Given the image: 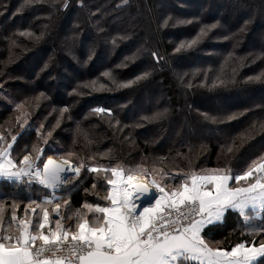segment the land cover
<instances>
[{
	"label": "trees",
	"instance_id": "obj_1",
	"mask_svg": "<svg viewBox=\"0 0 264 264\" xmlns=\"http://www.w3.org/2000/svg\"><path fill=\"white\" fill-rule=\"evenodd\" d=\"M261 73L264 0H0V134L17 136V161L35 156V145L43 148L42 161L72 152L75 164H85L57 191L65 214L85 202L108 205L111 173L89 166H142L170 191L193 172L235 175L260 162ZM59 79L68 85L52 86ZM160 169L168 173L164 180ZM45 195L51 190L26 179L1 180L0 231L14 232L13 210L25 218L29 201ZM64 223L74 225L75 217ZM250 225L228 210L205 233L212 246L228 250L264 241L252 230L264 226V216L252 215Z\"/></svg>",
	"mask_w": 264,
	"mask_h": 264
},
{
	"label": "snow or ice",
	"instance_id": "obj_2",
	"mask_svg": "<svg viewBox=\"0 0 264 264\" xmlns=\"http://www.w3.org/2000/svg\"><path fill=\"white\" fill-rule=\"evenodd\" d=\"M214 27L215 24L201 27L200 34L206 35V30ZM153 55L159 59L156 53ZM22 107L23 104L17 105ZM95 111L111 113L102 108ZM47 134L50 136L51 131ZM16 140V135L8 141L0 134V178L17 182L27 177L29 183L42 185L52 195H45L41 201H29L25 218L18 219L13 210L11 220L15 222V231H0V264H264V241L259 244L240 241L228 250L212 247L213 241L205 233L206 227L222 221L228 210L236 212L249 227L252 215L264 216V158L235 175L230 169L193 172L170 191L155 178L139 182L138 177L153 174L142 166L127 170L89 166L90 172L111 173L110 177L105 176L111 185L104 197L109 203L101 206L85 202L81 208L74 211L69 208L65 214L61 212L62 204L57 202L62 198L56 192L79 177L85 164L74 165L70 159L72 152L59 159L48 156L41 161L43 148L35 145L34 157L29 153L17 161L12 157ZM157 174L161 179L168 175L163 169ZM52 204L55 218L48 208ZM68 204V200H63L64 206ZM2 211L0 205V225ZM33 214L35 221L31 218ZM73 217L74 225L64 223ZM252 230L264 233V226Z\"/></svg>",
	"mask_w": 264,
	"mask_h": 264
},
{
	"label": "rangeland",
	"instance_id": "obj_3",
	"mask_svg": "<svg viewBox=\"0 0 264 264\" xmlns=\"http://www.w3.org/2000/svg\"><path fill=\"white\" fill-rule=\"evenodd\" d=\"M54 84L52 85V86H54V87H57V88H59V87H62V85H68V83H69V80H63V79H59V82H57V80H56V82H53ZM98 108H102V109H104L103 107H98ZM105 110H108V109H105ZM100 113H108L107 111H104V112H100ZM109 114V113H108ZM164 133V132H163ZM25 155H27V154H25ZM33 157H34V155H32ZM51 156H53V155H51ZM41 157H42V155H41ZM53 157H56V156H53ZM23 158V157H22ZM21 158V159H22ZM56 158H58L59 159V157H56ZM42 161V160H41ZM73 162V161H72ZM261 162V161H260ZM260 162H258L257 164H259ZM38 163H39V161H38ZM73 164L75 165V163L73 162ZM140 178H143V180H145V181H150L151 179H149V178H147V177H144V176H141ZM24 179H26L27 180V178L25 177ZM165 178H163V179H161V177H160V180H164ZM31 183H33V184H35L34 182H31ZM245 183V181H241V184H244ZM37 185V184H36ZM166 191H168V190H166ZM30 209L31 208H29V211H30ZM250 211H252L251 209H249V212ZM209 226V225H208ZM207 226V227H208ZM212 247H214V246H212ZM216 247V246H215Z\"/></svg>",
	"mask_w": 264,
	"mask_h": 264
},
{
	"label": "crops",
	"instance_id": "obj_4",
	"mask_svg": "<svg viewBox=\"0 0 264 264\" xmlns=\"http://www.w3.org/2000/svg\"><path fill=\"white\" fill-rule=\"evenodd\" d=\"M3 179H5V178H0V181L3 180ZM6 180H7V179H6ZM57 191H58V190H57ZM56 196L59 197L58 194H57V192H56ZM53 208H54V204H52V209H53ZM49 211H50V210H49ZM37 212H38V209H37ZM30 213H31V209H30ZM225 214H226V213H225ZM50 215H51L52 217L55 218V212H54L53 210L50 211ZM34 216H35V214H33L32 217H31L33 220H34ZM224 216H225V215H224ZM220 222H221V221H220ZM217 223H218V222H217ZM52 226H54V223H53Z\"/></svg>",
	"mask_w": 264,
	"mask_h": 264
},
{
	"label": "bare ground",
	"instance_id": "obj_5",
	"mask_svg": "<svg viewBox=\"0 0 264 264\" xmlns=\"http://www.w3.org/2000/svg\"><path fill=\"white\" fill-rule=\"evenodd\" d=\"M139 182L143 183V182H147V181H145V180H143V178H141V179L139 180Z\"/></svg>",
	"mask_w": 264,
	"mask_h": 264
},
{
	"label": "built area",
	"instance_id": "obj_6",
	"mask_svg": "<svg viewBox=\"0 0 264 264\" xmlns=\"http://www.w3.org/2000/svg\"><path fill=\"white\" fill-rule=\"evenodd\" d=\"M27 178V177H26ZM141 178L138 177V181L140 180ZM34 182V181H33ZM35 184L39 185L38 183L34 182ZM39 186H42V185H39ZM43 187V186H42Z\"/></svg>",
	"mask_w": 264,
	"mask_h": 264
},
{
	"label": "water",
	"instance_id": "obj_7",
	"mask_svg": "<svg viewBox=\"0 0 264 264\" xmlns=\"http://www.w3.org/2000/svg\"><path fill=\"white\" fill-rule=\"evenodd\" d=\"M53 157V156H52ZM54 159H58V158H56V157H53ZM152 191H153V193L155 194V189L153 188L152 189Z\"/></svg>",
	"mask_w": 264,
	"mask_h": 264
}]
</instances>
